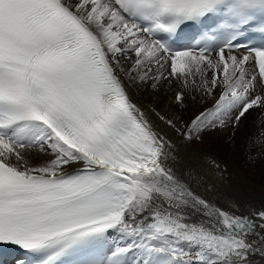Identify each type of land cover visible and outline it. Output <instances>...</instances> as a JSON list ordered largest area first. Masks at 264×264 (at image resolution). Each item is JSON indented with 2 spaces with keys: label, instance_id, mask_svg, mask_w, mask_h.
<instances>
[{
  "label": "snow or ice",
  "instance_id": "obj_1",
  "mask_svg": "<svg viewBox=\"0 0 264 264\" xmlns=\"http://www.w3.org/2000/svg\"><path fill=\"white\" fill-rule=\"evenodd\" d=\"M248 116L255 165L264 0H0V264H264V179L207 151Z\"/></svg>",
  "mask_w": 264,
  "mask_h": 264
},
{
  "label": "rangeland",
  "instance_id": "obj_2",
  "mask_svg": "<svg viewBox=\"0 0 264 264\" xmlns=\"http://www.w3.org/2000/svg\"><path fill=\"white\" fill-rule=\"evenodd\" d=\"M209 103H210V100L207 101V103H206L207 106H211V104L208 105ZM241 127H244L245 130L243 133L242 132L239 133V130L236 131L235 136L237 137V135H238V137L236 138L237 144H234L233 141L230 139V138H234L235 136H232L231 130H228V131H225L222 133V135L224 134L223 137H225L224 140L221 139V140H218V142L211 140L212 144L210 146V149H214L215 151H217L220 148L222 150H226L228 148L227 150L229 152L231 151L230 153L233 154V155H231V157L235 158L234 159V165L237 166L238 168H242L244 166V168H242L243 170H246V168H248V166H250L251 170H253V177L256 180V182L259 184L261 182V180L264 179V161L257 160L255 165H251L249 163V160H247L245 158L246 157L245 151H244L245 145L243 144V146H242V141H240L242 139L241 137L247 136L249 134V132L252 130V116H248V118L246 120H244V122L242 123ZM219 135H221V134H219ZM207 150H209V148H207ZM241 150H243V151H241ZM232 151H234V152L232 153Z\"/></svg>",
  "mask_w": 264,
  "mask_h": 264
},
{
  "label": "bare ground",
  "instance_id": "obj_3",
  "mask_svg": "<svg viewBox=\"0 0 264 264\" xmlns=\"http://www.w3.org/2000/svg\"><path fill=\"white\" fill-rule=\"evenodd\" d=\"M173 91H175V89H173ZM210 100V99H209ZM209 100H207V101H209ZM207 101H204V102H202L201 104H197L196 105V107H201V106H204V105H207L206 103H207ZM212 103V101L210 100V103L208 104V105H210ZM171 105V93H169L168 94V96L166 97V98H164V106H170ZM251 128V127H250ZM244 130H245V128L244 127H240V129H239V133H243L244 132ZM224 135V134H223ZM223 135L221 134V135H214V136H212L211 138H210V140H209V143H208V146H207V148H209V150H207V151H209L210 153H212L218 160H220V161H223V162H227V164H228V166H229V168L230 169H232V170H238V171H240L241 173H243V174H246V175H250L251 177H253V170H251V167L250 166H248V168H246V170H243L242 168H244V166L242 167V168H238L237 166H235L234 165V157H231V155H233V154H231L227 149L226 150H222L221 148L220 149H218L217 151H215L214 149H210V146H211V144H212V142H211V140H214V141H216V142H218V140H221V139H225V137H223ZM237 137H238V135H237ZM236 136L234 137V138H230L232 141H233V143L234 144H237L236 143V138H237ZM242 139L240 140V141H242V146H243V144L245 145V142H244V137H241ZM229 139V140H230ZM214 143V142H213ZM212 148V147H211ZM237 150V149H236ZM241 151H243V150H241ZM244 151H245V148H244ZM234 151H232V153H233ZM235 155V154H234ZM246 158V157H245ZM247 159V158H246ZM248 160V159H247ZM252 165V164H251ZM260 167V166H259ZM255 171V170H254ZM257 172V171H256ZM255 175V174H254ZM256 177V176H255ZM254 178V177H253ZM255 182H256V180H255ZM257 183V182H256ZM257 185H258V183H257ZM250 195V198L251 199H254V200H257V201H259L260 200V193H259V191H256V192H254V193H250L249 194Z\"/></svg>",
  "mask_w": 264,
  "mask_h": 264
}]
</instances>
